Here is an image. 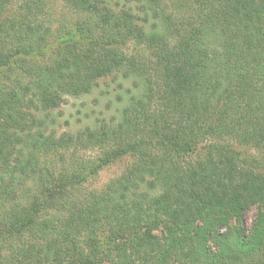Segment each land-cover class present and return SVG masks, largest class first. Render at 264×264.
<instances>
[{"label": "trees", "instance_id": "16d2710c", "mask_svg": "<svg viewBox=\"0 0 264 264\" xmlns=\"http://www.w3.org/2000/svg\"><path fill=\"white\" fill-rule=\"evenodd\" d=\"M61 1L83 18L51 44L45 0L22 21L0 0V264H264V0ZM111 77L134 88L114 115L56 135L52 111ZM82 149L97 154L65 165Z\"/></svg>", "mask_w": 264, "mask_h": 264}, {"label": "rangeland", "instance_id": "374dc122", "mask_svg": "<svg viewBox=\"0 0 264 264\" xmlns=\"http://www.w3.org/2000/svg\"><path fill=\"white\" fill-rule=\"evenodd\" d=\"M45 1L46 7L44 8L43 13L39 16V21L45 26H50L54 37L49 42L51 44H55L57 42L56 38L64 37L66 35L67 30L71 29L72 25H74V23L77 22L76 20L79 19L81 16L75 15V13H73L61 0ZM112 1L114 2V0ZM22 5L23 0H11L10 5L7 9V15L10 19L17 18L18 20L19 18V20L22 21V16L24 14L19 9V7H21ZM165 11L169 13L168 8H166ZM20 33L22 32L20 31ZM29 43L31 45V42ZM127 49L128 53L131 55L139 54V52H142V47H136L132 43L129 44ZM58 50V48L49 49L48 47L44 53V56H46L45 60H47L49 56H52L53 58L59 56L60 54ZM12 77L14 76L11 75L1 77L0 75V80L4 83H8V79ZM112 79L113 78L111 77L106 81L100 82L93 95L78 100L66 98L64 102L51 113V115L55 118L53 132L56 133V135L58 136L62 133H68L75 136L86 125L93 126L96 121H99L97 119L108 120L109 117H112L114 115V112L116 111V108L125 103V94L127 93L128 97V93L131 90L132 92L134 91V88H132L131 86L132 83H124V88L122 89L119 86L120 84H118L120 80L118 78L116 80L114 79L116 81L115 82ZM96 154L97 153L94 150L84 149L77 150L74 153H72V151L70 153H65L64 155H66L67 158V160L65 161V165H69L73 160L71 158V155H73L74 158H78L84 162L88 158H93L94 156H96ZM58 162L59 157L57 156V152H53L52 154L49 153L47 156L41 157L40 159V163L42 164L43 169H47L57 174L60 170V164ZM129 162V160L123 159L121 161L116 162L115 164L108 166L107 168L102 170L97 176L92 177L88 181V183L82 186L79 193L74 194L73 196L78 197V199H80V197L85 198L89 193L101 191L110 181L122 174ZM33 184L34 183H26L27 186H32ZM14 188L18 189L16 190V196L17 198H19V195L21 194L19 184L17 186L15 185ZM19 201L21 200H15L14 197H8L3 202V204H5L6 206H11V204H14ZM3 211L6 212V209H4ZM257 212L258 210L255 208H252L245 212L241 222L237 225L238 228L243 232V234H250L251 227L257 215ZM7 242L10 244L12 243L14 249L15 247H17V242L11 240ZM5 251L7 254L10 252L9 245L5 247ZM260 259V256L255 255L252 259L243 262L242 264H259Z\"/></svg>", "mask_w": 264, "mask_h": 264}]
</instances>
